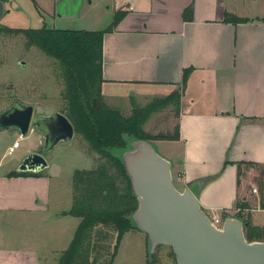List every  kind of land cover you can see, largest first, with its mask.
Masks as SVG:
<instances>
[{
    "label": "crops",
    "instance_id": "obj_1",
    "mask_svg": "<svg viewBox=\"0 0 264 264\" xmlns=\"http://www.w3.org/2000/svg\"><path fill=\"white\" fill-rule=\"evenodd\" d=\"M28 1L0 0V28L28 30L36 16L44 24L47 17L82 20L72 6L61 15L68 0H34L36 13ZM108 12L105 23L87 30L106 29L117 12L125 13L104 38L107 105L128 116L133 105L181 89L180 140L163 142L177 147L182 188L205 180L202 209L221 221L224 213L235 217L245 180L238 186L237 164L264 166V0H113ZM227 15L247 22H226ZM4 137L13 135L0 132V150ZM30 152L11 165L6 153L0 160V264H59L81 223L62 215L73 206V177L63 184L49 169L42 177H9ZM113 264H149L147 236L126 233ZM158 264L173 262L162 256Z\"/></svg>",
    "mask_w": 264,
    "mask_h": 264
},
{
    "label": "trees",
    "instance_id": "obj_2",
    "mask_svg": "<svg viewBox=\"0 0 264 264\" xmlns=\"http://www.w3.org/2000/svg\"><path fill=\"white\" fill-rule=\"evenodd\" d=\"M124 16L125 13L117 12L113 23L101 31L51 30L46 27L10 30L13 33L24 34L31 45L37 46L47 56L59 62L65 81L62 99L66 104L65 112L68 119L75 131L82 134L102 157L108 159L106 164L93 170L74 173L73 206L62 215L79 218L81 223L70 248L61 255L59 264H97V259L92 261L90 254L93 236L102 235L101 230H96L99 225L112 228L117 234L115 247L109 261L106 262L113 264L124 235L134 229L129 216L137 210L138 202L132 192L130 178L123 162L115 158L110 150H128L130 139L150 142L180 140L179 125L174 134L153 135L143 130L139 118L145 119V114H151L153 110L150 107L137 108L132 115L125 116L108 106L105 101L102 94L104 38L114 31ZM226 22L246 23L247 20L227 15ZM1 30L3 31L0 28ZM189 75L190 71L186 70L183 86L187 84ZM176 94L173 93L164 102L179 103L180 99ZM109 165L116 171L114 175L110 174ZM254 168L264 170V166L256 163L237 164L238 186L241 185L245 172ZM9 177L37 178L42 177V173L34 175L13 172ZM259 207L264 211V199L259 202ZM235 208L238 211L235 218L241 219L245 224L246 239L249 242L264 241V228L244 221L242 212L251 209L249 203L245 199H238ZM223 217L227 218L228 214L224 213ZM149 264H156L155 256L149 260Z\"/></svg>",
    "mask_w": 264,
    "mask_h": 264
},
{
    "label": "rangeland",
    "instance_id": "obj_3",
    "mask_svg": "<svg viewBox=\"0 0 264 264\" xmlns=\"http://www.w3.org/2000/svg\"><path fill=\"white\" fill-rule=\"evenodd\" d=\"M25 3L28 0H24ZM21 2V0H20ZM30 10L36 13V4L34 0H29ZM113 0H68L67 5H61V15H65L67 8L72 6L74 10H80L81 21H61L53 23L52 20L44 22L38 18L31 19L30 24L23 27L28 29H47L55 30H92L96 25L103 24L108 15V8ZM81 8V9H80ZM79 13V11H78ZM77 13V14H78ZM36 15V14H35ZM104 30V29H103ZM101 31V30H100ZM65 90V81L63 72L59 62L47 56L37 46L30 44L29 39L24 34L13 33L10 30L0 31V113L10 108L15 102L24 104H33L36 107V112L45 116L55 113H65L66 104L62 99ZM181 89L176 96L181 101ZM167 97H159L147 102L144 105L128 108V116L132 115L137 108L150 107L153 112L145 114V119L139 118L140 125L147 133L158 135L160 133L174 134L179 121V104L175 102H164ZM112 108V107H111ZM138 110V109H137ZM13 137H4L3 146L0 150V160L3 158L4 163L10 165L17 162L18 159L30 148L34 152L42 147L39 140L33 133L27 138H23L15 131H7ZM134 139L128 141L132 142ZM18 143L20 147L16 148L13 153H10L9 147H14ZM156 151L164 158L174 161L173 156L177 151L175 145L163 142H151ZM123 149H113L115 154H120ZM31 153V152H30ZM28 155V154H27ZM26 158V156H25ZM23 158V160L25 159ZM49 163L48 173L59 175L60 182L65 183L73 177L76 171L93 170L100 165L107 163L108 159L102 157L96 148H92L83 137L82 134L75 131V136L72 141L61 142L53 151L45 155ZM22 160V161H23ZM110 174L114 175L116 171L108 166ZM173 178L175 186L182 191L181 181L179 179V170L176 162H173ZM244 184L242 195L238 198L244 199L249 203L251 209L243 211L244 221H250L253 225L264 228V211L260 209L259 202L264 199V170L250 169L245 172L243 177ZM256 190V192H255ZM238 211L235 212V217ZM211 219L213 215L209 214ZM228 217H232L228 214ZM234 218V217H232ZM134 229L135 226L133 225ZM97 231L101 230V236H93L91 260L97 259V264H106L109 261L110 254L113 251L117 234L112 228L99 225ZM106 236V237H105ZM148 239H147V252ZM126 251L121 250L119 259L124 261ZM156 264L160 257H169L173 264H177L174 258L172 249L166 246H160L156 253ZM149 257V253H148ZM126 261V260H125Z\"/></svg>",
    "mask_w": 264,
    "mask_h": 264
},
{
    "label": "water",
    "instance_id": "obj_4",
    "mask_svg": "<svg viewBox=\"0 0 264 264\" xmlns=\"http://www.w3.org/2000/svg\"><path fill=\"white\" fill-rule=\"evenodd\" d=\"M31 132L42 137L38 152L29 153L17 167L21 174L39 175L49 169L45 155L61 142L72 141L73 124L65 113L45 116L33 104L15 102L0 113V132ZM120 154L130 178L137 210L129 216L148 239L149 260L160 246L170 247L177 264H264V241L249 242L241 219L227 217L220 227L202 209L199 193L206 181L180 191L174 183L173 162L162 157L150 141L132 140Z\"/></svg>",
    "mask_w": 264,
    "mask_h": 264
},
{
    "label": "built area",
    "instance_id": "obj_5",
    "mask_svg": "<svg viewBox=\"0 0 264 264\" xmlns=\"http://www.w3.org/2000/svg\"><path fill=\"white\" fill-rule=\"evenodd\" d=\"M18 147H19V144H18V143H15V144H14V147L10 149V153H13L14 150H15L16 148H18ZM255 192H256V190H255ZM212 221H213V223H214L216 226H218V227H220L221 224H222V221H221L219 218H216V217H215V218H212Z\"/></svg>",
    "mask_w": 264,
    "mask_h": 264
}]
</instances>
